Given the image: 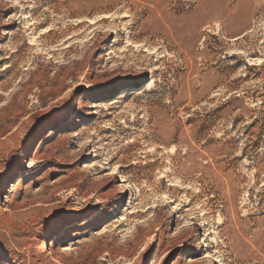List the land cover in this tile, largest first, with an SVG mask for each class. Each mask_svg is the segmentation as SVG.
<instances>
[{
	"label": "rangeland",
	"instance_id": "rangeland-1",
	"mask_svg": "<svg viewBox=\"0 0 264 264\" xmlns=\"http://www.w3.org/2000/svg\"><path fill=\"white\" fill-rule=\"evenodd\" d=\"M6 263L264 264V0H0Z\"/></svg>",
	"mask_w": 264,
	"mask_h": 264
},
{
	"label": "bare ground",
	"instance_id": "bare-ground-1",
	"mask_svg": "<svg viewBox=\"0 0 264 264\" xmlns=\"http://www.w3.org/2000/svg\"><path fill=\"white\" fill-rule=\"evenodd\" d=\"M55 131H56V130H51V131H49V132L47 133V136L45 137V139L42 140L40 146L43 144V142L45 143L46 141H48V140L50 139V137L54 134ZM40 146H39V147H40ZM37 151H38V150H37ZM37 151L35 152L34 155H36ZM22 178H23V175H21V178H19V180L17 181V183H18ZM14 185H15V184H14ZM6 199H7V197H6ZM69 229H70V227L66 228L65 232H67ZM50 245H53V242L50 243ZM6 264H7V263H6Z\"/></svg>",
	"mask_w": 264,
	"mask_h": 264
}]
</instances>
